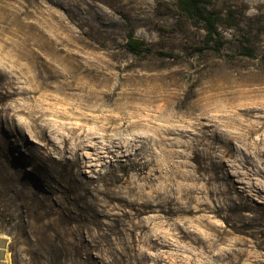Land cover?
Instances as JSON below:
<instances>
[{"label": "rangeland", "instance_id": "rangeland-1", "mask_svg": "<svg viewBox=\"0 0 264 264\" xmlns=\"http://www.w3.org/2000/svg\"><path fill=\"white\" fill-rule=\"evenodd\" d=\"M206 2L218 18L217 33L184 17L175 0H0V235L9 264H143L134 249L143 244L135 241L131 250L128 231L112 233L110 247L100 242L72 252L52 237V228L40 226L36 215L55 202L74 213L90 206L93 188L97 209L110 214L100 220L119 218L123 227L154 214L128 212L126 201L135 192L168 190L182 210L164 217V231H190L214 240L216 248L246 249L241 263L264 264V0ZM129 32L155 52L130 53L124 47ZM242 46L253 55H244ZM196 103L209 108L207 115L194 125L184 116V144L161 154L155 170L137 168L147 150L140 141L129 151L104 152L111 140L124 143L135 135L123 125L100 130L94 119L100 113L117 115L118 106L128 116L126 126L139 117L166 125L156 119L159 112ZM32 106L67 113L45 116L65 126L46 131L60 147L67 128L95 132L98 144L79 149L85 164L70 172L60 164L49 175L30 146L36 142L28 127ZM3 160L22 168L18 185L1 181ZM126 177L135 180L133 191ZM6 186L18 195L5 194ZM241 195L251 198L233 216L252 222L246 231L233 230L224 215L195 210L205 202L239 203ZM90 227L96 235L97 227ZM82 234L89 241L86 228ZM172 242L165 258L146 264H208L211 254L202 243L186 237Z\"/></svg>", "mask_w": 264, "mask_h": 264}, {"label": "bare ground", "instance_id": "bare-ground-1", "mask_svg": "<svg viewBox=\"0 0 264 264\" xmlns=\"http://www.w3.org/2000/svg\"><path fill=\"white\" fill-rule=\"evenodd\" d=\"M99 105L100 103L97 104L100 110ZM115 108L119 111L117 115H104L101 113V115H97L94 118L97 123L96 127L100 130H106L108 127L116 128V125H123V130L135 136L131 141H126L124 143L111 140V144H105L103 146L104 152L108 154H119L122 150L129 151L136 146L137 141H140L141 144H146L147 150L137 167L140 172H144L147 169L155 170L159 166V157L161 154L166 155L169 149H172L176 144H184L183 140L179 137L184 136L187 131L188 125H186V121H184V119H186V117L184 118L185 115L191 118V125H194L198 123L201 117L207 115L209 111V108L204 103H196L191 108L183 109L170 106L155 116L156 119L166 121L168 123L166 125L139 117L133 124L126 126L123 123L126 118L128 119L126 112H124L122 107L116 106ZM47 115L56 118L67 116V113L59 109L51 110L43 106H32L27 113V118L29 119V131L35 136L36 142L30 144V146L36 149L35 157L39 160V164L45 168L50 176L54 177L55 168L60 164L65 166L69 172L73 166H76L78 169L81 163L85 164V162L88 161L87 157H80L79 149L88 144H98V141L92 142V140L95 139L94 131L85 130L84 127H81L82 130L76 133L78 128L70 127L66 129L67 134H61V140L64 145L62 147L58 146V143L50 138L46 131L52 133L55 127L65 128V126L54 118H45ZM81 116L84 118L88 117L85 113ZM119 121H121L120 124ZM133 125L139 126L140 130L136 128L137 130L134 131L132 128ZM105 136L106 133H103V137ZM71 138L73 140H71ZM66 144H69V146L66 147ZM99 158L101 157L99 156ZM25 159L32 163V158H28V155ZM21 169L20 166H15L9 161L3 160L1 162V181H3V183L13 182L15 186L18 185L22 178L17 174ZM123 181H126L129 185L130 191L137 188L135 180L126 177ZM95 191V188L90 190V206H84L78 213L64 210L62 204L57 202L47 206L46 209L36 215L37 220H41L40 226L42 229L46 230L52 228L54 230L52 237L54 239H59L61 243H69L72 247V252L77 251V249L82 246H88L90 244L97 245L100 242L110 247V236L112 233L122 235V233L128 231L129 234L133 236L131 238L132 243L129 246L131 250H133L132 245L135 241L142 242L143 244L139 247L138 251L134 248L135 255L140 256V259L143 260V264H146L148 260L156 262L165 258V255H167L169 251L164 249H169L173 246L172 239L177 240L185 237L193 242L202 243L204 251L207 254H211V258L206 260L208 264H243L241 263L240 257L245 254L246 249L232 250L231 247L220 249L216 248L214 240L202 239L197 234L190 231L177 230V232L174 233L164 231L162 229L164 217L167 214H177L182 210L177 203L178 200H175L174 195L168 190L155 192L154 194H146L140 190L135 192V196L126 201V205L130 209L128 212L136 216L148 212H154V214L147 217L141 216L136 221L131 222L128 227H123V223L119 218H114V220L112 218L111 222L106 223L100 220L104 215L110 217V214L102 209H97V193ZM3 192L12 195V198H15L19 193L13 186L12 188L6 186ZM214 196L224 200L223 194L218 196V193H214L213 197ZM238 198L240 200L239 203L224 202L222 204L208 205L205 202L195 210L205 213L208 211L215 215H224L228 219L233 230L246 231L245 229L249 227L252 222L242 218L239 219V222H236L235 220L237 219H235L233 215H236L234 213L235 210L244 208L246 206L245 200L251 197L248 195H241ZM228 199V197L225 198V200ZM160 213H163V216ZM71 223H74L72 230L70 229L67 231V227ZM91 224L97 227L96 235L92 232V228L90 227ZM207 227L212 230H217L214 227L211 228L209 225H207ZM83 228L87 229L88 237H90V239H88L89 241H87V238L82 234ZM136 230L137 232H135ZM262 241V239L259 241L260 246H262ZM149 250H152V252H149ZM194 258L195 256L193 254H191L190 257L188 256L190 261H193ZM225 259L226 261H224Z\"/></svg>", "mask_w": 264, "mask_h": 264}, {"label": "trees", "instance_id": "trees-1", "mask_svg": "<svg viewBox=\"0 0 264 264\" xmlns=\"http://www.w3.org/2000/svg\"><path fill=\"white\" fill-rule=\"evenodd\" d=\"M175 5L184 17L193 20L195 23H202L204 25L203 28H205L208 33H217L218 18L207 8L206 0H175ZM218 43H220L221 46L223 42L218 41ZM124 47L130 53L135 55L155 52L151 44L136 38L133 32L128 33L127 39L124 42ZM242 47V53L244 55H253V49L251 47ZM198 49L201 50L202 47H199Z\"/></svg>", "mask_w": 264, "mask_h": 264}, {"label": "crops", "instance_id": "crops-1", "mask_svg": "<svg viewBox=\"0 0 264 264\" xmlns=\"http://www.w3.org/2000/svg\"><path fill=\"white\" fill-rule=\"evenodd\" d=\"M0 264H9L5 252V239L0 235Z\"/></svg>", "mask_w": 264, "mask_h": 264}]
</instances>
